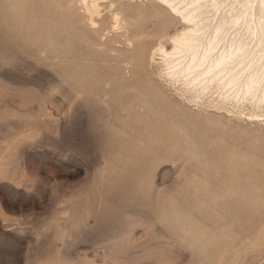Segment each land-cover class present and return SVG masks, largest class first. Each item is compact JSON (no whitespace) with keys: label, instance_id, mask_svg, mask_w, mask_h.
Returning <instances> with one entry per match:
<instances>
[{"label":"rangeland","instance_id":"obj_1","mask_svg":"<svg viewBox=\"0 0 264 264\" xmlns=\"http://www.w3.org/2000/svg\"><path fill=\"white\" fill-rule=\"evenodd\" d=\"M97 1L0 0V264H264V98L152 63L184 26L154 1Z\"/></svg>","mask_w":264,"mask_h":264},{"label":"bare ground","instance_id":"obj_2","mask_svg":"<svg viewBox=\"0 0 264 264\" xmlns=\"http://www.w3.org/2000/svg\"><path fill=\"white\" fill-rule=\"evenodd\" d=\"M151 1L164 8L166 16L184 22L180 33L170 38V51L159 46L152 63L158 56L169 74L188 73L200 84L210 75L225 87H237L243 94L259 92L264 98V0ZM97 2L93 0L90 14L98 11ZM247 56L252 59L244 66ZM235 59L239 63L229 67Z\"/></svg>","mask_w":264,"mask_h":264}]
</instances>
